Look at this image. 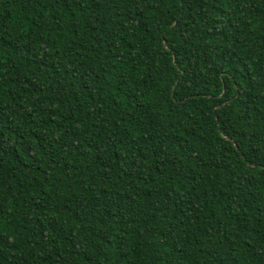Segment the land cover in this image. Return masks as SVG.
Listing matches in <instances>:
<instances>
[{
    "label": "trees",
    "instance_id": "trees-1",
    "mask_svg": "<svg viewBox=\"0 0 264 264\" xmlns=\"http://www.w3.org/2000/svg\"><path fill=\"white\" fill-rule=\"evenodd\" d=\"M0 264H264V0H0Z\"/></svg>",
    "mask_w": 264,
    "mask_h": 264
}]
</instances>
